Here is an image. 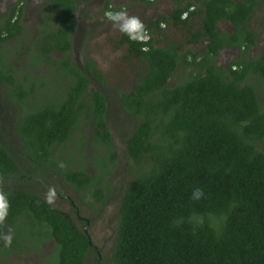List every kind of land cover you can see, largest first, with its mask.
<instances>
[{
	"label": "trees",
	"instance_id": "obj_1",
	"mask_svg": "<svg viewBox=\"0 0 264 264\" xmlns=\"http://www.w3.org/2000/svg\"><path fill=\"white\" fill-rule=\"evenodd\" d=\"M78 1L85 0H56L57 29L21 60L28 66L24 77L43 79L44 95L32 108L21 107L25 112L16 119L14 142L0 139V182H12L0 188L10 202L0 232L10 230L13 236L10 247L0 240V264L6 260L2 255L39 252L48 239L50 264H85L92 248L88 232L70 212L25 186L43 172L57 173L97 210L108 200V177L117 158L107 119L112 95L94 60L83 56L79 64L73 57ZM175 1L170 16L144 22L151 32L145 43L121 32L117 40L138 65L129 89L118 85L114 98L120 114L133 123L123 137L130 177L122 187L110 264H264L262 84L244 80L248 71L264 77V60L244 61L226 73L208 58L220 45L212 26L213 1L203 16V30L184 25L185 42L210 36L203 52L166 39L162 24L178 26L184 9L181 0ZM14 34L11 28L0 42ZM35 68L39 72L32 74ZM0 76L6 73L0 70ZM18 94L21 100L29 90ZM84 126L82 147H92L85 155L91 172L80 149L68 153L73 134ZM197 188L203 196L193 199Z\"/></svg>",
	"mask_w": 264,
	"mask_h": 264
},
{
	"label": "flooded vegetation",
	"instance_id": "obj_2",
	"mask_svg": "<svg viewBox=\"0 0 264 264\" xmlns=\"http://www.w3.org/2000/svg\"><path fill=\"white\" fill-rule=\"evenodd\" d=\"M91 1L77 2L78 7L73 15V29L77 31V35L80 30L79 13L87 8L86 5L89 7ZM55 2L56 0H0V35L6 36L11 28H14L15 31L12 37L0 42V70L6 73V77L0 76V139L7 140L9 143L14 142L11 139L15 136L16 119L25 112L21 107L32 108L42 101L44 95L39 84L43 79L37 76L33 78L32 76L24 77L25 73L28 72L26 68L28 66L21 60H23L26 50L38 51L43 37H49L57 29L59 17ZM210 2L215 3L214 7L217 13L212 26L220 45L217 46L216 53L208 56V58L214 60L216 65H221L226 73H228V68L243 67L244 61L250 59L264 60V0H181V7L184 9L181 11L179 25L162 24L165 38L173 40L177 45L181 44L183 49L195 46V49L203 52L211 41L210 36L200 35L196 42H185L183 34L186 26L184 25L203 30V16L207 14ZM217 2L221 6L220 15L218 14L219 5ZM168 4L169 9L160 15H171L172 9L176 6V1L169 0ZM93 6L95 8V5ZM93 6L91 7L92 12H94ZM105 6L106 2L104 4L102 2V5L98 7L99 14L103 15L106 11ZM88 13L86 12V15ZM168 27L180 29V40L168 36ZM150 35L151 32L148 31V36ZM35 41H37L36 47ZM75 45L76 41H73L72 54ZM13 53L14 58H18L20 61L12 60ZM52 53H56V51H52ZM201 56L198 54L197 58ZM73 57L76 60L74 54ZM26 62L34 66L36 62L39 63V60H35L34 64L30 60ZM36 72L39 71L35 68L32 74H36ZM244 80L264 84V77L252 71L245 74ZM239 82L237 81V83ZM22 90H29V94L20 100L18 93ZM75 209V213L78 215L77 208ZM85 222H87L86 219ZM83 228L87 231L85 227ZM89 242L92 244V248H95L91 239ZM1 257L5 258V255Z\"/></svg>",
	"mask_w": 264,
	"mask_h": 264
},
{
	"label": "rangeland",
	"instance_id": "obj_3",
	"mask_svg": "<svg viewBox=\"0 0 264 264\" xmlns=\"http://www.w3.org/2000/svg\"><path fill=\"white\" fill-rule=\"evenodd\" d=\"M93 1V2H92ZM82 13H79L80 30L77 35L76 45L73 54L78 63L81 62L83 56L90 58L96 62L97 67L102 71L107 81L106 89L112 95L109 111L108 126L111 136L114 140L117 158L116 166L108 177V185L110 190L107 202L97 210L95 206L87 203V198L82 196V192L75 189L72 185L65 182L57 173H45L37 180V182L25 183L31 191L41 195H45L50 186H54L57 191V198L53 205L71 213L74 222L79 228L85 227L95 248L88 249L85 256V264H110L112 246L116 226L119 220V204L122 194L123 184L129 179L130 172L126 167L127 155L124 152L123 137L124 133L133 123V119L120 114L115 106V96L118 95L116 87L119 85L124 91L128 90L134 78V67L138 65V61L126 54L125 46L118 44L117 40L120 31L99 14V6L106 0H92ZM110 8L118 10L125 8L132 15H137L143 22L150 18H154L160 14H164L169 9V0H109ZM95 5V8L94 6ZM93 6L94 12L91 7ZM86 12L90 16H86ZM169 37H175L180 40V29L167 28ZM191 49L196 48L190 46ZM189 47V48H190ZM171 81L176 80L174 75ZM259 98L264 105V84L259 91ZM82 134H87V128H78L73 134L70 142V150L68 153H74V150H81L80 157L82 161H86V170H93L90 158L85 160V155L92 152L91 146L82 147ZM81 144V148H80ZM260 147L264 148V138L260 140ZM69 153V154H70ZM10 185L12 182H0V188L4 185ZM77 208V213L73 209ZM79 216V217H78ZM85 219L87 222H85ZM52 240L48 239L41 244V250L22 252L21 254L10 253L5 258L4 264H50L48 253L51 250ZM3 258V257H2Z\"/></svg>",
	"mask_w": 264,
	"mask_h": 264
},
{
	"label": "clouds",
	"instance_id": "obj_4",
	"mask_svg": "<svg viewBox=\"0 0 264 264\" xmlns=\"http://www.w3.org/2000/svg\"><path fill=\"white\" fill-rule=\"evenodd\" d=\"M103 18L109 21L114 28L118 29L122 34L126 35L129 40L136 43H145L148 36V30L141 20V18L137 15H132L125 8H120L118 10H113L109 8L104 11ZM146 50V49H141ZM61 169L66 168V165L63 162H60L58 165ZM203 196L202 189H194L193 190V199H200ZM57 198V191L54 186H50L45 195L46 203L49 205H53ZM10 207V202L7 198V195L0 191V225H3L8 216V210ZM0 240L4 242L5 247H10L12 244L13 236L11 231L8 232H0Z\"/></svg>",
	"mask_w": 264,
	"mask_h": 264
}]
</instances>
